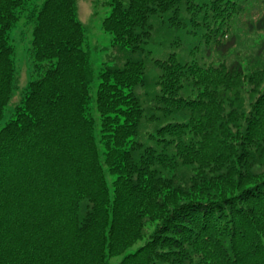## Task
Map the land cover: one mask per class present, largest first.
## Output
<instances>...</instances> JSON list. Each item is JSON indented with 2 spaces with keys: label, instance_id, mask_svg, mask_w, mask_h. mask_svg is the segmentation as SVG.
I'll return each mask as SVG.
<instances>
[{
  "label": "trees",
  "instance_id": "trees-1",
  "mask_svg": "<svg viewBox=\"0 0 264 264\" xmlns=\"http://www.w3.org/2000/svg\"><path fill=\"white\" fill-rule=\"evenodd\" d=\"M35 1L0 0V264H264V0H93L98 74L78 0Z\"/></svg>",
  "mask_w": 264,
  "mask_h": 264
},
{
  "label": "rangeland",
  "instance_id": "rangeland-1",
  "mask_svg": "<svg viewBox=\"0 0 264 264\" xmlns=\"http://www.w3.org/2000/svg\"><path fill=\"white\" fill-rule=\"evenodd\" d=\"M35 1V0H34ZM43 0L35 2L42 3ZM93 0H78L79 16L86 31L85 49L90 52L92 65L95 74L101 71L103 63L113 54L111 47L112 35L105 32L102 28V21L108 11L103 6L94 7ZM99 2V0H96ZM158 24L156 23V27ZM33 24L28 23L26 16H22L19 24L10 32V39L16 48L15 61L17 68L18 90L16 91L12 101L5 110L2 124H4L12 116V112L16 103L19 101L21 93L31 77L32 57L30 48L32 46ZM149 48L152 50L153 56L156 58H165L173 49L169 47V40L163 36L162 31H158L155 38L151 42ZM151 67V65H149ZM114 261L119 258H114ZM115 264V263H113Z\"/></svg>",
  "mask_w": 264,
  "mask_h": 264
}]
</instances>
